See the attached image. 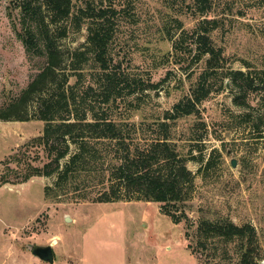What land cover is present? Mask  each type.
<instances>
[{
	"label": "rangeland",
	"instance_id": "1",
	"mask_svg": "<svg viewBox=\"0 0 264 264\" xmlns=\"http://www.w3.org/2000/svg\"><path fill=\"white\" fill-rule=\"evenodd\" d=\"M72 2L77 9L85 0ZM115 5L119 11L111 45L115 61L138 78L158 83L157 88L119 98L114 106L118 117L131 115L137 122L154 123L195 85L205 61L197 60L195 50L183 58L174 55L173 42L182 33L176 20L191 35L206 17L218 19L219 28L212 33L225 57L222 69L226 73L246 71V63L251 69H264V0H214L208 16L191 0H116ZM64 28L66 35L61 33ZM87 34L85 24L76 30L70 19L53 22L44 0H0V107L19 98L46 66L48 40L60 51L57 80L69 76L74 82L68 61L86 42ZM193 42L187 37L185 48L191 49ZM225 81L229 88L213 91L198 105L197 114L178 119L175 128L182 152L201 143L206 156L218 148L224 162H218L221 170L218 166L213 177H196L195 196L189 203L195 226L190 231L197 226L200 209L208 217L217 214L237 224L250 222L262 250L258 264H264V118L262 136L255 137L259 132L251 125L238 127L231 117L246 112L258 115L263 108L256 92L247 94L253 97L251 108L236 106L232 80ZM48 89V82L40 85L28 99L27 110H22L28 115L25 121L0 120V264H213L192 253L187 245L195 248L196 237L187 240L185 225L162 213L157 202L46 199L45 187L53 186L57 175L38 174L51 159L37 141L45 122L32 114L39 96ZM192 135L203 136V141L185 139ZM194 154L199 152L194 149ZM233 158L236 167L231 164ZM200 166L198 161L188 163L194 173ZM2 177L10 182L3 183ZM35 244H51L54 262L34 256L30 246ZM237 258L232 254L226 264H237Z\"/></svg>",
	"mask_w": 264,
	"mask_h": 264
},
{
	"label": "trees",
	"instance_id": "2",
	"mask_svg": "<svg viewBox=\"0 0 264 264\" xmlns=\"http://www.w3.org/2000/svg\"><path fill=\"white\" fill-rule=\"evenodd\" d=\"M44 1L53 22L70 19L76 30L84 24L88 30L86 42L71 53L68 61L75 81L71 82L69 76L57 80L60 51L52 40L46 41V66L19 98L0 107V120L25 121L28 115L22 110H27L28 99L40 85L48 82L49 89L39 96L32 114L33 118L45 122L43 134L37 141L51 159L38 174L57 175L53 186L45 187L46 199L65 197L75 202L92 203L157 202L162 213L175 223L185 225L187 240L196 237L195 248L191 243L187 245L193 254L199 253L213 264H226L232 254L238 257L237 264H258L262 250L256 227L250 222L237 224L217 214L208 217L200 209L201 216L191 233L195 222L189 215V203L195 196L196 177L198 174L204 180L213 177L224 162L218 148L206 156V148L201 143L182 152L175 138V128L178 119L197 114L198 105L213 91L227 88L225 80L230 78L232 89L236 90L233 97L236 106L251 108L253 97L249 98L247 94L256 92L260 97L259 106L263 108L260 109L262 113L254 116L250 112L232 114V122L238 127L251 125L259 132L264 118V69H251L246 63V71L226 73L222 69L225 57L222 49L215 45L212 33L219 28L218 19L206 17L191 35L185 33L181 21L176 20L182 33L173 42L174 55L182 57L195 50L197 60L205 61L195 85L172 110L154 123L137 122L131 115L118 117L114 106L119 98L157 88L158 83L138 78L136 73L115 61L111 45L114 18L119 12L116 0H85L77 9L72 0ZM213 1L191 0L205 16L212 11ZM66 32L64 28L61 33L66 35ZM189 36L194 42L189 44L191 49H186ZM32 40L31 36L26 39L28 50ZM261 136L259 132L255 137ZM192 137L185 139L203 141L201 135ZM226 145L224 142L228 152ZM194 149L199 155L194 154ZM67 156L61 166L60 162ZM192 160L201 163L197 173L188 167ZM4 178L3 183L10 182Z\"/></svg>",
	"mask_w": 264,
	"mask_h": 264
},
{
	"label": "water",
	"instance_id": "3",
	"mask_svg": "<svg viewBox=\"0 0 264 264\" xmlns=\"http://www.w3.org/2000/svg\"><path fill=\"white\" fill-rule=\"evenodd\" d=\"M227 87L229 88V82H227ZM231 164L233 167H236L237 165V160L233 158L231 160ZM69 220L70 218L67 217ZM31 250L34 256L39 257L40 259L44 261H48L49 263L54 262V250L51 244L43 245V244H35L31 245Z\"/></svg>",
	"mask_w": 264,
	"mask_h": 264
}]
</instances>
